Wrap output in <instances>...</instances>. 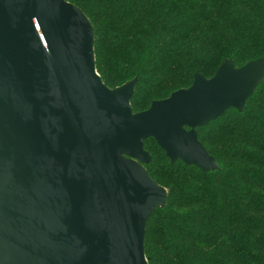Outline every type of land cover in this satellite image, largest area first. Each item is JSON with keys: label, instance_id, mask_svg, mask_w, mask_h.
<instances>
[{"label": "water", "instance_id": "95a60500", "mask_svg": "<svg viewBox=\"0 0 264 264\" xmlns=\"http://www.w3.org/2000/svg\"><path fill=\"white\" fill-rule=\"evenodd\" d=\"M263 79L264 56L226 59L134 112L135 78L104 84L77 5L0 0V264H147L146 224L167 191L144 139L217 168L197 128L242 110Z\"/></svg>", "mask_w": 264, "mask_h": 264}, {"label": "trees", "instance_id": "16d2710c", "mask_svg": "<svg viewBox=\"0 0 264 264\" xmlns=\"http://www.w3.org/2000/svg\"><path fill=\"white\" fill-rule=\"evenodd\" d=\"M94 30L95 68L112 88L135 78L134 112L211 77L226 59L264 56V0H69ZM218 167L171 162L144 139L166 202L150 214L147 264H264V79L242 110L197 128Z\"/></svg>", "mask_w": 264, "mask_h": 264}]
</instances>
